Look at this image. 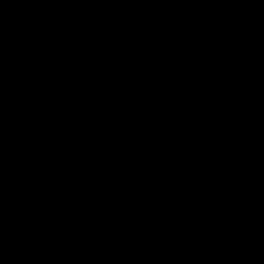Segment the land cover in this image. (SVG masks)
<instances>
[{
  "label": "water",
  "instance_id": "1",
  "mask_svg": "<svg viewBox=\"0 0 264 264\" xmlns=\"http://www.w3.org/2000/svg\"><path fill=\"white\" fill-rule=\"evenodd\" d=\"M0 264H264V0H0Z\"/></svg>",
  "mask_w": 264,
  "mask_h": 264
}]
</instances>
